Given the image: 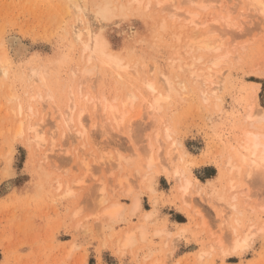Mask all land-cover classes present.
<instances>
[{
    "label": "rangeland",
    "instance_id": "1",
    "mask_svg": "<svg viewBox=\"0 0 264 264\" xmlns=\"http://www.w3.org/2000/svg\"><path fill=\"white\" fill-rule=\"evenodd\" d=\"M226 1L238 2L232 18L239 25L209 24L221 43L217 53L228 54L213 70L215 94L206 103L190 83L153 113L144 80L165 92L163 74L172 73L176 52L156 28L158 17L119 7L108 17L95 15L108 51L124 66L74 81L71 68L84 60L71 33L76 17L64 12L66 28L59 27L66 0H0V55L6 49L12 57L8 73L0 72V264H264V177L231 172L223 183L232 178L237 193L222 201L209 181L220 177V143L240 132L236 123L255 92L264 109V15L247 2ZM181 6L195 10L193 3ZM203 17L210 18L207 11ZM178 54L191 58L184 48ZM43 64L53 66L50 74L34 78L32 67ZM78 86L88 95H76L72 112L70 90ZM32 126L42 131L41 145L29 140ZM152 151L157 161L149 168ZM176 166L202 185L185 195ZM147 174L154 175L152 188ZM136 197L142 211L132 214ZM114 200L125 204L127 219L109 224L104 210ZM154 207L157 215L145 219ZM142 222L151 231L147 239L120 246L125 231ZM234 227L241 237L250 230V244L224 255Z\"/></svg>",
    "mask_w": 264,
    "mask_h": 264
},
{
    "label": "bare ground",
    "instance_id": "2",
    "mask_svg": "<svg viewBox=\"0 0 264 264\" xmlns=\"http://www.w3.org/2000/svg\"><path fill=\"white\" fill-rule=\"evenodd\" d=\"M226 2V0H66L64 4L65 8L62 13L64 19L61 22L62 25L59 27L63 29L66 28L64 12H66L65 15L67 16L74 15L76 17V20L71 24V33L76 44L81 45L82 58L84 60L83 66L78 67L74 65L71 68L69 76L73 80L79 76H81V78L84 77L82 80H85L87 79V75L94 71L99 72L100 69H104V67L115 66L118 70L122 69L124 66L122 64L123 58H120L108 51L107 42L104 40L105 38L100 32V28L98 26H94L95 23H93L95 15L108 17L112 10L119 7L121 13H145L147 15H151V17H158L159 20L155 22L156 28H158V31L163 36H170V44L176 48L175 54H171L172 56L170 57V63L173 64L174 69L170 71L172 72L171 74H163L166 91L162 93L159 90L157 93L158 89L155 81L148 78L144 80L146 87L151 92L150 94H146L147 97H152V100L149 101L151 111L153 113L160 111L163 106L162 103L167 101L174 93L176 94L179 92L178 87L188 91L187 88L190 83L196 84L197 88L199 87L202 94V100L204 99L207 103L209 100L208 94H215L214 92L216 91V88L213 90V87H211V85L215 83L213 70L223 62L224 57L228 56V54L222 56L217 53L221 48V43L214 38L213 25H210L214 22H222V20H224L229 27L239 25L237 23L238 20L236 18H232L233 11L235 10L238 2L232 5H229ZM241 2H247L248 8H252L264 15V0H239V3ZM185 3H193L195 10L186 9L182 11L184 8L181 5ZM89 10H91L94 15L91 18H88L86 15ZM205 11H207V14L210 16L209 19L203 17V13ZM205 25H209V27L206 26L205 28ZM182 48H184L190 55V59L184 58V56L182 57L178 54L179 50ZM205 58H207V60H205ZM11 60L12 57L5 49V51L0 55V72L2 71L4 74L8 73L9 65L12 63ZM52 67H46L44 64L38 67L34 66L31 69V75L34 76V78H38L40 76L48 77ZM262 70L259 72L264 74V67ZM79 87L80 86H78V88ZM78 88H71L70 90L73 103H71L69 110L72 112L77 106V102L74 101V99L78 100L76 95H79L81 99L88 95L84 92L85 90L81 88H79L78 92L75 91ZM206 88H211L213 92H211L212 90ZM132 98L133 95L131 96V99ZM96 99V102L98 103H100V100L105 101L103 98L99 99L96 97ZM83 100H85V98ZM98 103L97 105H99ZM246 105L245 115L238 120L237 123L235 121L240 132L238 130L237 134L234 132L235 135H233L234 137H231L232 139L225 137V140H222L220 143L221 146L219 145L221 160L218 167L221 175L220 177L217 176L216 180L211 178L209 179V181H214L215 184L219 186L218 198H221V201L225 197L231 200V198H233L237 193V186L232 178L229 180V184L225 185V183H223V179L228 177L231 172H236L239 175H245L249 179L254 177V175L257 177H264V109L260 107L258 103L257 92L252 95L251 101ZM107 108L114 117L118 116L119 109L117 105L109 104L107 105ZM31 129L34 132V136L30 137L29 140L37 145H41L44 140L43 135L41 134L42 131H39L38 126H32ZM168 135H170L169 132H167V137ZM186 153L187 150L184 149L183 154ZM153 155L150 153L148 157L147 165L149 168H153L156 165V156L154 153ZM181 158H183V156H181ZM193 161L196 160L192 159L190 162L192 163ZM199 163L200 162H198V164ZM186 170L187 168L184 170V168L180 166H176L173 170V176L179 180V187L183 190V192H185V195L191 186L202 185V182L192 173V171ZM145 176V179L148 180V186L152 188V185L154 184V175L147 174ZM229 193L230 195H227ZM229 205L233 209L237 210L236 204L230 202ZM124 208L125 204L123 202L119 200L112 201L104 210V213L109 215L108 217L110 220L107 219L108 223L110 222L113 224L120 221H126L127 218L123 213ZM140 211H142V201L136 197L132 204L131 213L135 214ZM157 213V209L154 207V209L147 211L146 214H144V218L151 220L157 215ZM145 223L142 222L138 226L134 228L131 227L126 230L124 238L121 239V242H119L120 246H131L139 239L146 240L151 231ZM234 229L236 238L233 240V246L228 250H223L224 255H228V253L233 251H239L241 253L250 244V230L248 231V234L244 237L242 235L241 237L238 233L239 230L237 227H234ZM155 232L159 234L164 232V230L158 229Z\"/></svg>",
    "mask_w": 264,
    "mask_h": 264
}]
</instances>
